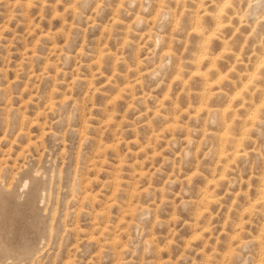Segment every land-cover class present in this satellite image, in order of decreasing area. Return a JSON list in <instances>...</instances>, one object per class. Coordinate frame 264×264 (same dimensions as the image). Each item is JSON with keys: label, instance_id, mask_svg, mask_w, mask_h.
Masks as SVG:
<instances>
[{"label": "clouds", "instance_id": "clouds-1", "mask_svg": "<svg viewBox=\"0 0 264 264\" xmlns=\"http://www.w3.org/2000/svg\"><path fill=\"white\" fill-rule=\"evenodd\" d=\"M36 170L42 264H264V0H0V188Z\"/></svg>", "mask_w": 264, "mask_h": 264}, {"label": "rangeland", "instance_id": "rangeland-1", "mask_svg": "<svg viewBox=\"0 0 264 264\" xmlns=\"http://www.w3.org/2000/svg\"><path fill=\"white\" fill-rule=\"evenodd\" d=\"M7 27L11 29L13 24L9 22ZM89 39H92L91 35ZM46 155L42 153L41 160ZM43 175L40 170L32 175L26 174L23 179L18 174L15 179L20 182L14 188H0V264H42L51 251L55 220L48 222L45 215L54 204L63 202L68 189L63 173L57 175L53 170L46 183ZM58 215L59 209L56 212ZM57 251H64L63 240L58 244Z\"/></svg>", "mask_w": 264, "mask_h": 264}, {"label": "bare ground", "instance_id": "bare-ground-1", "mask_svg": "<svg viewBox=\"0 0 264 264\" xmlns=\"http://www.w3.org/2000/svg\"><path fill=\"white\" fill-rule=\"evenodd\" d=\"M24 186H26V184L24 185ZM6 213V212H5ZM16 240L14 239V241L13 242H15Z\"/></svg>", "mask_w": 264, "mask_h": 264}]
</instances>
